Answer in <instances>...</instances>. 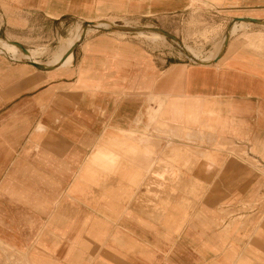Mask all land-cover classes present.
<instances>
[{"label": "crops", "instance_id": "obj_1", "mask_svg": "<svg viewBox=\"0 0 264 264\" xmlns=\"http://www.w3.org/2000/svg\"><path fill=\"white\" fill-rule=\"evenodd\" d=\"M9 1L5 34L193 4L230 23L206 63L105 33L45 70L0 55V243L26 264H264V0Z\"/></svg>", "mask_w": 264, "mask_h": 264}, {"label": "rangeland", "instance_id": "obj_2", "mask_svg": "<svg viewBox=\"0 0 264 264\" xmlns=\"http://www.w3.org/2000/svg\"><path fill=\"white\" fill-rule=\"evenodd\" d=\"M9 2H12L11 7L9 6L10 3L6 4L5 2H2V6L4 8L9 6L12 12H20L22 10L28 12L25 9L26 4L23 0H12ZM1 12L2 10L0 9ZM109 19L113 20L111 17ZM229 23L227 18H222L220 13L211 10L209 6L193 4L182 12L151 17L148 21L123 18L122 20L108 23L109 25L105 26L107 28H98L99 30L96 31L86 30L82 24L75 31L77 26L75 24L70 30L64 31L61 29L57 34H51L47 33V28H41V26L40 28L36 26L31 28V25L27 24L17 29L19 31L17 33H9V30H7V34H5L4 31L7 25L0 15V39L8 40L17 45L15 47L0 41V44L4 46V51L7 53L0 52V55L14 62L28 63L32 69L38 67L33 65L31 61L37 60V63L42 66L39 69L45 70L54 67L55 65L51 64L58 63L61 60L66 51L78 39V32H80L81 38L78 43L90 37V35L112 34V37L118 40L125 38L140 47L144 45L152 57L156 56L166 59L167 63L179 61L200 63V59L204 60L203 58L208 56L212 58L214 54L222 53ZM22 24H25V20ZM139 32L144 34H139ZM70 36L71 38L65 42L64 38ZM24 49L39 50L30 51L26 55L22 52ZM70 61L71 54L63 61V64H68ZM167 183L169 185L172 182ZM180 184L181 182L178 181L176 185L172 186L175 187ZM243 209L248 211L253 209V206L244 207ZM223 212L226 213L225 210ZM0 264H26V260L16 250L0 243Z\"/></svg>", "mask_w": 264, "mask_h": 264}, {"label": "bare ground", "instance_id": "obj_3", "mask_svg": "<svg viewBox=\"0 0 264 264\" xmlns=\"http://www.w3.org/2000/svg\"><path fill=\"white\" fill-rule=\"evenodd\" d=\"M82 33V32H81ZM157 33V32H156ZM75 37H76V35H74ZM74 37V38H75ZM81 38V35H80V37H79V39ZM79 39L77 40V42H75V43H73L72 45H71V47L66 51V53L64 54V56L61 58V60L62 61H64L70 54H71V51H70V49L75 45V44H77L78 43V41H79ZM65 42H66V40H65ZM14 45V46H17L16 44H14V43H11L10 42V45ZM1 46V48L4 50V46L1 44L0 45ZM24 54H28L29 52H28V50L27 49H24L23 51H22ZM190 55V54H189ZM192 57V56H191ZM34 62V61H33ZM199 62L200 63H206L207 61H200L199 60ZM101 154V153H100Z\"/></svg>", "mask_w": 264, "mask_h": 264}, {"label": "water", "instance_id": "obj_4", "mask_svg": "<svg viewBox=\"0 0 264 264\" xmlns=\"http://www.w3.org/2000/svg\"><path fill=\"white\" fill-rule=\"evenodd\" d=\"M85 23H86V24H90V23H92V22H88V21H87V22H85ZM73 47H74V46H73ZM73 47H72V48H73ZM72 48L70 49V51H72ZM31 63H32L33 65H35L36 67H38V68H39V67H42V66H41L39 63H37V62H33V61H31Z\"/></svg>", "mask_w": 264, "mask_h": 264}]
</instances>
